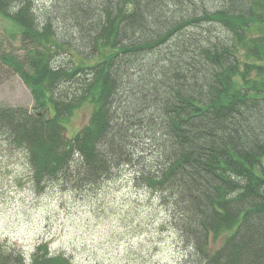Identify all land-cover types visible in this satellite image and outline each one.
<instances>
[{
  "label": "trees",
  "instance_id": "16d2710c",
  "mask_svg": "<svg viewBox=\"0 0 264 264\" xmlns=\"http://www.w3.org/2000/svg\"><path fill=\"white\" fill-rule=\"evenodd\" d=\"M23 53H0L33 108L0 103V155L38 192L131 168L166 209L178 264H264V0H0ZM90 122L67 135L75 108ZM0 264H75L0 240Z\"/></svg>",
  "mask_w": 264,
  "mask_h": 264
},
{
  "label": "rangeland",
  "instance_id": "374dc122",
  "mask_svg": "<svg viewBox=\"0 0 264 264\" xmlns=\"http://www.w3.org/2000/svg\"><path fill=\"white\" fill-rule=\"evenodd\" d=\"M14 22L0 14V53H23ZM31 94L18 74L0 82L2 104L33 108ZM92 110L89 101L75 108L66 122L67 135L87 125ZM30 177L20 155H0V240L22 249L28 260L46 241L52 252L66 254L75 264L179 263L183 250L165 207L135 183L131 168L81 191L52 184L38 192Z\"/></svg>",
  "mask_w": 264,
  "mask_h": 264
}]
</instances>
